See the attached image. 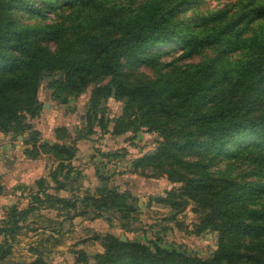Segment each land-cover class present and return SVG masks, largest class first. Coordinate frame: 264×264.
Wrapping results in <instances>:
<instances>
[{
  "label": "trees",
  "instance_id": "trees-1",
  "mask_svg": "<svg viewBox=\"0 0 264 264\" xmlns=\"http://www.w3.org/2000/svg\"><path fill=\"white\" fill-rule=\"evenodd\" d=\"M205 2L0 0V133L20 140L26 158L57 162L49 173L54 185L41 177L25 207L19 201L7 207L0 262L9 238L38 205L62 211L70 222L90 215L111 222L109 210L121 228L139 221L131 193L104 186L106 170L95 194H60L84 177L73 164L78 142L102 130L156 134L155 149L134 159L133 171L180 186L151 202L170 209L171 219L193 205V234L215 232L218 239L212 256L203 258L97 234L93 240L103 251L93 264H264V0L215 9H203ZM44 85L59 105L87 97L86 130L73 137L61 125L55 141L43 139L35 124L45 107ZM109 100L121 105L113 118L106 113ZM7 192L0 179V195ZM76 255L75 264H90L85 251ZM25 264L49 263L39 256Z\"/></svg>",
  "mask_w": 264,
  "mask_h": 264
},
{
  "label": "rangeland",
  "instance_id": "rangeland-1",
  "mask_svg": "<svg viewBox=\"0 0 264 264\" xmlns=\"http://www.w3.org/2000/svg\"><path fill=\"white\" fill-rule=\"evenodd\" d=\"M236 0H206L203 9H215L227 4L234 3ZM40 98L45 107L39 119L36 120V127L43 131L54 129L64 125L68 127L72 136H75V130L84 128L85 124V106L87 97H82L76 101L71 100L69 104L63 106L52 101L49 98V92L44 85L40 90ZM51 107V109L49 108ZM107 117L113 118L121 113V105L114 100H109L107 104ZM43 137V135H42ZM156 134L139 132L137 135L127 133L122 136H115L110 132L96 130L88 139L78 142L79 152L75 160V167L81 170L84 177L76 181L68 182L67 189L60 194L70 198L81 197L86 193L95 194L96 188L102 181L103 171H107L106 156L104 153H119L124 157H115L124 163V170L110 173L107 178L106 186L116 189L120 192L128 191L139 206L138 220L132 227L121 228V222L109 210L107 214L111 222L105 217L95 218L90 216L76 217L72 222L65 219L57 211L48 207L49 205H38V209L29 214L22 222V230L9 238V253L0 262V264H25L41 256L49 264H75L76 254L80 250L85 251L90 257V264H93V257L96 253L102 252L103 247L99 241L93 240V236L111 232L120 237L121 240L136 239L143 242L152 241L169 247L186 249L190 252L202 256L211 257L217 249V234L215 232L201 235L193 234V227L197 222V213L194 206L190 205L183 211L176 213L173 219V213L170 209L151 202V198L158 194L165 193L173 186L179 187L180 184H172L167 178H150L133 171L134 159L143 154L152 152L155 149L154 140ZM44 139V137H43ZM25 145L20 140L13 142L9 137L0 133V179L5 185L11 187V179L5 177L8 170L12 167L9 162L12 158L19 159L24 155ZM49 162V159H47ZM4 163V164H3ZM56 166L55 163L51 168ZM2 175V176H1ZM54 185V183H51ZM34 186V185H33ZM30 186L20 190L21 194H16L19 205H27L26 196L30 194ZM38 187L34 186L33 192ZM49 192H53L49 190ZM57 193V192H56ZM4 206L0 209V226L4 220L8 219L7 211L10 200V189L5 194ZM29 197V196H28ZM74 211L71 210L72 214ZM106 216V215H105ZM140 227L139 231L133 228ZM4 237L0 235V242Z\"/></svg>",
  "mask_w": 264,
  "mask_h": 264
},
{
  "label": "crops",
  "instance_id": "crops-1",
  "mask_svg": "<svg viewBox=\"0 0 264 264\" xmlns=\"http://www.w3.org/2000/svg\"><path fill=\"white\" fill-rule=\"evenodd\" d=\"M51 109V107L49 106ZM56 128V127H55ZM54 128V129H55ZM54 129H50L47 131H43V137L45 140L48 141H55L54 137ZM13 161L9 162V164L12 165V167L9 168L8 175L5 177H9L11 179V187L9 185H6L7 189H10V195L12 196V199L10 200V205L17 203V197L16 194H21L20 190L24 189V186H30L34 188V183L37 179L44 177L47 180H49V173L55 169L56 166H53L51 168V165L55 163L57 165V162H55L51 157L48 156H42L37 159H30L23 156L19 159L12 158ZM49 159V162L48 160ZM4 164V163H3ZM76 165V162L73 163ZM2 176V175H1ZM50 181V180H49ZM50 183H52L50 181ZM52 185V184H51ZM5 195H0V209L5 208L4 206V198Z\"/></svg>",
  "mask_w": 264,
  "mask_h": 264
},
{
  "label": "built area",
  "instance_id": "built-area-1",
  "mask_svg": "<svg viewBox=\"0 0 264 264\" xmlns=\"http://www.w3.org/2000/svg\"><path fill=\"white\" fill-rule=\"evenodd\" d=\"M105 165L109 173H114L125 169L123 166L124 163L120 162L119 160H106Z\"/></svg>",
  "mask_w": 264,
  "mask_h": 264
},
{
  "label": "water",
  "instance_id": "water-1",
  "mask_svg": "<svg viewBox=\"0 0 264 264\" xmlns=\"http://www.w3.org/2000/svg\"><path fill=\"white\" fill-rule=\"evenodd\" d=\"M20 138H22V137H20ZM104 186H106V184L104 183ZM123 241H125V240H123Z\"/></svg>",
  "mask_w": 264,
  "mask_h": 264
}]
</instances>
